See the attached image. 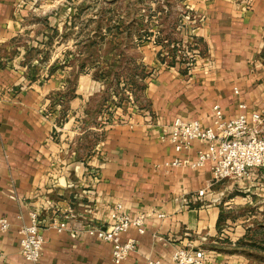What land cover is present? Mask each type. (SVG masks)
I'll list each match as a JSON object with an SVG mask.
<instances>
[{
    "label": "crops",
    "instance_id": "0c3cea01",
    "mask_svg": "<svg viewBox=\"0 0 264 264\" xmlns=\"http://www.w3.org/2000/svg\"><path fill=\"white\" fill-rule=\"evenodd\" d=\"M35 1L0 0V219L9 223L0 264H24L17 229L32 212L41 264H113L111 245L83 230L105 223L117 203L147 216L143 234H122L134 246L120 264L169 263L180 247L203 252L202 264H264L262 173L213 183L208 162L171 167L176 154L160 139L175 118L210 126L214 104L225 120L264 111V0H188L200 51L188 68L141 63L149 74L131 105L64 59L76 48L60 39L66 20L34 16ZM200 147L179 157L193 160ZM183 197L187 208L173 202ZM64 217L67 230L49 228Z\"/></svg>",
    "mask_w": 264,
    "mask_h": 264
},
{
    "label": "rangeland",
    "instance_id": "374dc122",
    "mask_svg": "<svg viewBox=\"0 0 264 264\" xmlns=\"http://www.w3.org/2000/svg\"><path fill=\"white\" fill-rule=\"evenodd\" d=\"M187 1L36 0L32 5L36 11L32 14L43 12L42 18L66 20L61 26L65 35L60 39L63 46L71 48L75 44L76 48L65 51L64 59L84 64L97 81L111 86L109 92L113 96L126 93L133 101L135 96L125 88L127 84L123 79L121 84L113 83L116 70L123 76L129 73L127 61L147 65L152 60L157 62L155 66L165 67L173 62L188 68L194 62L193 52L200 51L199 41L192 39L197 18L188 9ZM35 18L32 19L36 23ZM68 18L71 19L69 25L66 24ZM56 40L53 37V41Z\"/></svg>",
    "mask_w": 264,
    "mask_h": 264
},
{
    "label": "built area",
    "instance_id": "2783aa9c",
    "mask_svg": "<svg viewBox=\"0 0 264 264\" xmlns=\"http://www.w3.org/2000/svg\"><path fill=\"white\" fill-rule=\"evenodd\" d=\"M196 56V52H193ZM233 93L237 95V90ZM129 105L132 101L128 98ZM241 110L242 105H238ZM210 126L203 127L196 120H182L175 118L169 126L168 132L160 137L161 141L172 146L176 156L171 159V167H189L200 169L209 163L213 183L225 180L241 181L247 176L249 169H258L264 177V133L258 127L264 123V111L252 113L250 116L239 113L231 120H225L222 110L216 104L210 109ZM193 142L200 144L194 159L179 155L187 151ZM205 190L196 192L202 198ZM173 202H182V207L187 208L186 198H173ZM157 218H163L162 213H155ZM147 216L140 214L129 216L122 204L117 203L107 215L103 224L87 226L83 233L96 241L111 245V261L113 264L124 262L133 250L134 240H122V234L134 228L138 234L144 233V224ZM67 217L53 220L49 228L59 233L67 230ZM9 223L0 219V231L6 232ZM19 237V255L24 264H41V252L44 239L41 233L38 216L30 213L29 222L17 229ZM204 254L201 251H192L185 247L177 248L171 255L169 263L160 259H146L138 264H202Z\"/></svg>",
    "mask_w": 264,
    "mask_h": 264
},
{
    "label": "trees",
    "instance_id": "16d2710c",
    "mask_svg": "<svg viewBox=\"0 0 264 264\" xmlns=\"http://www.w3.org/2000/svg\"><path fill=\"white\" fill-rule=\"evenodd\" d=\"M192 39H194V37H192ZM160 56L161 55L158 54L159 60L161 59ZM170 56L173 58L172 51H171ZM127 62L129 63V69H130L129 73L123 76L122 73L119 74V70H116V72H114V75H113V80H114L113 83L114 85H118L119 83H122V79H123L124 80L123 82L127 84L125 88L126 89L129 88L128 90L130 91L131 95L135 96L137 92L143 89L141 82L149 73H147V69L145 66H142L141 64H136V63L133 64L131 60ZM83 66L84 64H79L80 69H82ZM173 66H174L173 62H170V67H173ZM113 83H111L112 86H113Z\"/></svg>",
    "mask_w": 264,
    "mask_h": 264
}]
</instances>
